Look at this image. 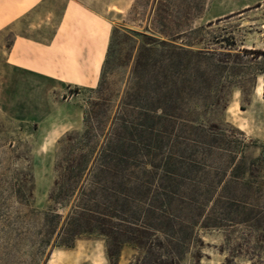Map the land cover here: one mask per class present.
<instances>
[{"label": "rangeland", "instance_id": "374dc122", "mask_svg": "<svg viewBox=\"0 0 264 264\" xmlns=\"http://www.w3.org/2000/svg\"><path fill=\"white\" fill-rule=\"evenodd\" d=\"M58 24L60 76L85 48L96 53L98 77L110 30L117 28L106 70L107 114L117 113L131 132L118 120L111 132L139 147L151 144L139 150L142 164L129 185L144 187V205L154 197L160 225L187 232L188 223L178 264H264V244L255 246L254 232L246 235L239 222L242 209L264 221V0H37L2 26L0 264H110L95 235L68 247L36 248L39 217L32 209L49 203L57 141L82 128L97 78L92 84L42 78L4 59L15 35L48 42ZM141 39L155 42L142 52L146 65L136 84L131 56ZM124 90L136 93L128 101L169 113L146 126L139 107L119 105ZM138 253L123 244L117 264Z\"/></svg>", "mask_w": 264, "mask_h": 264}, {"label": "trees", "instance_id": "16d2710c", "mask_svg": "<svg viewBox=\"0 0 264 264\" xmlns=\"http://www.w3.org/2000/svg\"><path fill=\"white\" fill-rule=\"evenodd\" d=\"M116 30L114 26L110 30L96 84L88 88L90 94L83 109L82 128L66 132L57 141L55 176L47 193L49 203L45 208L32 209L33 216L39 217L36 248L44 252L46 248L55 246L68 247L80 236L95 235L103 239L105 255L110 264H117L123 244L134 246L139 252L129 264H178L188 243V223L187 232L175 228L170 222L160 225V221H156L158 217L154 197L144 205V187H136V183L129 185L132 183L130 177L134 169L142 164L138 157L139 150L151 148V144L145 143L139 147L140 143L132 142L131 137L111 132L117 120L123 130L127 128L128 134L131 132L125 119L117 117V113L107 114L109 99L105 92L106 70ZM163 41L161 39L160 43ZM154 42L141 39L135 54L131 56V71L134 72L136 84L139 72L146 65L141 59L142 52L145 49L151 50L150 45ZM77 88L75 85L73 90L77 91ZM135 94L124 90L117 97L119 105L139 107L138 112L146 118V126L153 124L154 118L160 117V114L169 113L163 110L157 113L158 108L162 107L153 108V103L149 104L150 107L133 103L137 98ZM143 100H148L146 104L150 102L149 98ZM151 142L154 144V141ZM155 147L158 148V145ZM86 182L88 187L83 186ZM169 201V195H166L161 211H167ZM58 207L65 209L58 211ZM240 212L239 222L248 228L249 233L246 235L254 232L255 246L258 243L264 244V221L247 216L246 209ZM161 233L167 236H160ZM254 255L260 257V251Z\"/></svg>", "mask_w": 264, "mask_h": 264}, {"label": "crops", "instance_id": "0c3cea01", "mask_svg": "<svg viewBox=\"0 0 264 264\" xmlns=\"http://www.w3.org/2000/svg\"><path fill=\"white\" fill-rule=\"evenodd\" d=\"M37 0H0V28L11 22L16 16L27 11ZM60 26L54 30L50 40L43 42L26 35H15L5 57V61L14 69L29 71L40 77L61 78L66 82L92 84L97 78V65L93 67L95 52L85 48L74 54V60L68 61L65 75H61L57 57L60 41ZM70 45V44H69ZM73 45V44H72Z\"/></svg>", "mask_w": 264, "mask_h": 264}]
</instances>
